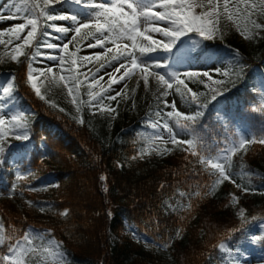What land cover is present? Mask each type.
Wrapping results in <instances>:
<instances>
[{
  "label": "trees",
  "instance_id": "obj_1",
  "mask_svg": "<svg viewBox=\"0 0 264 264\" xmlns=\"http://www.w3.org/2000/svg\"><path fill=\"white\" fill-rule=\"evenodd\" d=\"M10 35L0 39L7 41ZM204 47L212 49L218 69L231 67L236 53L244 67L234 83L225 85L219 103L204 109L196 125L200 135L213 150L236 137L237 125L249 141L264 139L259 87L264 32L253 40L204 41ZM5 49L0 44V54ZM20 60L0 62V86L6 87L14 75L18 108L35 113L29 117L30 139L20 145L7 140L0 157V221L6 231L15 229L18 238L29 227L50 231L63 243L70 264H238L252 251L264 256V236L254 240L264 224V144H248L246 154L233 156V179L241 185L236 197L245 210L241 218L232 210L229 181L212 190L215 176L186 151L187 145L155 142L153 147L171 151L141 157L152 137L141 118L157 119L155 112L166 109L152 90L111 101L115 119L98 111L93 115L85 107L81 125L76 114L60 112L35 96L25 83L27 61ZM186 83L194 91H207L198 82ZM18 173L32 175L18 181ZM50 178L53 183L47 184ZM65 210L67 216L60 215ZM122 227L133 228L140 241L124 236L111 242L109 233Z\"/></svg>",
  "mask_w": 264,
  "mask_h": 264
},
{
  "label": "snow or ice",
  "instance_id": "obj_2",
  "mask_svg": "<svg viewBox=\"0 0 264 264\" xmlns=\"http://www.w3.org/2000/svg\"><path fill=\"white\" fill-rule=\"evenodd\" d=\"M17 2H22L25 7L23 9L16 7L8 16L0 14V22L11 19H22L23 22L0 31V38L6 33L11 34L7 41L0 39V44L8 45L13 41H20L12 48L10 59L19 64L22 63L20 57H25L27 61L25 83L35 96L49 107L65 112L64 108L48 100L46 94L42 92L44 81L56 84L58 77L59 81L64 82L67 94L71 97L78 123L84 124L80 114L85 107L93 115L98 111L101 115L107 114L109 118L115 119L116 108L111 106V101H116L122 93L127 98L128 81L136 78L137 86L143 81L144 89L148 90L150 78L155 80L159 91L157 100L164 98L162 100L164 107L171 110L166 112L162 109L157 110L155 112L157 119L148 121V126L154 133L148 138L149 146L141 150V157L150 151H155L159 155L171 151L158 145L153 147L156 141L171 143L173 146L187 145L186 151L197 157L199 163L205 166V170L215 176L211 185L212 190L225 181L236 183L232 173L233 156L239 152L246 154L248 144L257 142L264 144V139L248 141L240 138L233 140L224 148L213 150L196 127L205 114L204 109L214 101L219 103L218 97L226 90L224 86L234 83L235 79L242 75L244 65L240 62L238 53L233 57L231 67L224 70L213 69V72L223 77L221 79H214L209 71L169 70L177 63H182L186 54L200 47L202 42L222 39L220 27L222 19L232 21L244 39H255L264 32V23L257 20L264 17V0H17ZM64 5L68 6L66 10ZM26 29V35L22 36ZM70 33L71 38L60 45L48 42L50 39L63 41ZM157 34L162 39L155 38ZM197 37L199 39H196ZM89 38L94 42L89 43L87 47L103 49L105 62L100 63V67L95 71L89 68L87 72H81L80 67H87L89 63L102 59L100 54L78 55L79 41ZM73 42H76V51L69 50V44ZM29 48L32 49L31 52L25 50ZM41 48L59 54L42 52ZM151 53L166 55L152 56L149 55ZM38 58L41 59L38 61ZM169 58L172 65L167 62ZM44 60L52 61L53 65H45ZM37 63L42 66H34ZM54 66L59 69L58 73H54ZM103 69H111L105 73L108 77L106 86L101 84L104 75L97 76ZM158 69L165 71H157ZM15 80L16 77L12 75L6 87L0 86L2 87L0 157L5 153L4 144L9 137L18 141L30 139L32 121L29 117L35 116V113L24 112L18 108ZM186 81L198 82L207 91H193ZM121 84L123 87L119 90L113 87ZM84 86L87 88L85 93L87 100L81 98L80 90ZM132 91L134 93L135 89ZM173 91L180 97L182 103L192 108L191 114L177 110L175 100L169 103L166 98L172 95ZM113 92L114 95L110 94ZM160 129L168 134L167 140H164ZM181 135L189 138L181 139L179 138ZM11 147L9 145V148ZM0 163H3V160H0ZM31 175L18 173L16 179L26 181ZM236 186L241 187L239 184ZM243 190L249 191L247 188ZM231 201L237 203L238 198L233 195ZM28 203L32 204L31 201ZM60 215L67 216V211L61 212ZM244 215L245 210L241 208L239 216L243 218ZM49 235L35 234L33 230H29L18 238L15 229L8 232L3 222H0V264H70L62 245L50 239ZM133 235L135 236V233ZM257 239L260 238L254 237V240ZM220 248L223 250L224 245L221 244Z\"/></svg>",
  "mask_w": 264,
  "mask_h": 264
},
{
  "label": "rangeland",
  "instance_id": "obj_3",
  "mask_svg": "<svg viewBox=\"0 0 264 264\" xmlns=\"http://www.w3.org/2000/svg\"><path fill=\"white\" fill-rule=\"evenodd\" d=\"M16 7H20L21 9L24 8V5L22 2H17V0H0V14L4 15V16H8L11 14V12L15 11ZM199 11V10H197ZM259 23H264V17H260L257 18ZM23 20L22 19H11V20H4V22H0V31L4 30L5 28H10L12 26H15L19 23H22ZM58 24L61 23H66V22H56ZM221 30L223 33V38L225 39H229V38H233L236 37L238 40H243L246 41V39H244L239 32H237L235 25L232 23V21H228L226 19H222L221 20ZM27 33V29L25 30V32L22 34L26 35ZM53 35H58V34H53ZM71 33L69 34L68 37H66L63 41L60 40H54V39H50L48 42H53V43H57L58 45L62 44L63 42H67V40H69L71 38ZM155 38L157 39H162V37H160L158 34L155 36ZM196 39H199L198 37ZM79 40V38H78ZM212 41V40H211ZM94 41H92L91 38H89L88 40H84V41H79V52L78 55H89V56H94L96 54H100L102 59L99 62L93 61L92 63H89L87 65V67H80V71L81 72H87L88 69H92V71H95L96 68L100 67V63H104L105 62V58L103 56V49L100 48H89L87 47V45L89 43H92ZM20 43V41H15L14 43L5 45L6 49L3 50L0 54V61H5L7 58L10 59V55H11V50L12 48L15 46V44ZM108 47H111V45H108ZM69 50L70 51H76V42H73L72 44H69ZM42 52H47L50 53L52 55H58V52L49 50V49H45V48H41ZM212 49H208L207 51H205V47H204V42L201 43L200 47L195 48L191 53H187L185 59L183 60L182 63H177L176 65L172 66L169 70H173V71H199V72H204V71H209L212 75L214 79H221L223 77L217 75L215 72H213V69H218L217 66L214 63V55L211 53ZM149 55L152 56H165L166 54L164 53H151ZM41 58H38V61ZM170 65H172V60L169 58L167 61ZM58 63V62H57ZM44 64L45 65H53L52 61H48V60H44ZM34 66H42L39 63H37ZM111 71V69H103L101 70L100 73L97 74V76L99 77L100 75H104V80L101 81V84H104L106 86V82H107V75H105L106 72ZM157 71H165L164 69H158ZM59 69L57 67L54 66V73H58ZM119 75V74H118ZM83 79V77H82ZM41 80H43V78H41ZM259 87L261 89V92H263L264 94V80L263 77H261L259 79ZM128 89H127V95L129 94H137V93H146L148 90H152V92L155 94L154 96L159 97V91L157 90V85L155 80L150 78V83H149V89L145 90L143 87V81L140 82V85L137 86L136 84V78H133L132 80L128 81ZM115 89L119 90L123 87V84L121 85H114L113 86ZM225 87V86H224ZM133 89H135V92L133 93ZM99 90V89H97ZM46 93V98L50 101H54L59 107H62L65 109V111H70L73 114H76L75 108L73 107L72 103H71V97L68 96L67 94V88L64 87V82H61L58 80L57 77V83L56 84H49L47 81H44V86L42 87V92ZM81 98L84 100H87V96L84 97V95H86L85 93L87 92V88L86 86L81 88ZM162 91V89L160 90ZM194 91V90H193ZM112 95L115 94V92L110 93ZM124 93L121 94V96H123ZM164 98H160V101L163 100ZM169 103L172 100L176 101V106H177V110L181 111L182 113L187 114L188 113V107L186 106V104L182 103L180 101V97L175 95L174 91L172 95H169L166 98ZM262 98H260L261 100ZM160 101L157 100V102L160 104ZM162 105H164L163 103H161ZM170 108H166L164 111H170ZM150 120H156L153 119L151 116L149 115H145L142 117L140 123L141 125L147 127V132L150 136H153L154 130L152 128H150L148 126V121ZM169 123L171 124V121H169ZM174 127V125H172ZM161 134L163 135L164 140L168 139V134L165 133L163 131V129H160ZM236 132L237 135L235 138H230L229 141L227 143L224 144V146L222 148H224L225 146H228L233 140H238L240 138H244L246 140H249V135L248 133L242 129L239 126H236ZM179 138L181 139H186V136L181 135ZM8 140H10L13 144L14 143H21L23 140H15L14 138L9 137ZM159 143H163L161 141H157ZM163 144H167V143H163ZM53 183V179L50 178L47 184H52ZM231 185V191H232V195L236 196L235 193V187L233 186V183L230 182ZM243 208L238 202L237 203H233L232 205V209L234 211V213L239 216V211L240 209ZM244 209V208H243ZM240 217V216H239ZM1 222V221H0ZM29 230H33L35 234H50L49 238L50 239H54L57 242H59L62 245V250L66 253V250L63 246V243L59 240H57L56 238H54L52 236V233L48 230H39L37 228L34 227H29L26 229V231ZM133 233H135V236L133 235ZM124 236H130L131 238H134V240H139L136 238V232L133 228L131 227H122L120 228L116 233H109V240L111 242H116V241H120V239ZM264 236V225L260 226L256 231H255V235L254 237H263ZM37 243H39V241H37ZM67 255V254H66ZM238 264H264V256H261L260 254H258L256 251H252L250 254L245 255L244 257H241L237 260Z\"/></svg>",
  "mask_w": 264,
  "mask_h": 264
}]
</instances>
